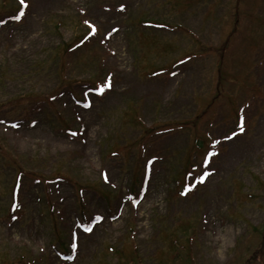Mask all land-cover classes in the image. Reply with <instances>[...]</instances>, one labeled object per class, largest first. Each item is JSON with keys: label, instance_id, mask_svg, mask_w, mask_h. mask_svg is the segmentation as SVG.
I'll list each match as a JSON object with an SVG mask.
<instances>
[{"label": "rangeland", "instance_id": "374dc122", "mask_svg": "<svg viewBox=\"0 0 264 264\" xmlns=\"http://www.w3.org/2000/svg\"><path fill=\"white\" fill-rule=\"evenodd\" d=\"M25 1L0 103L74 84L0 109V264H264V0Z\"/></svg>", "mask_w": 264, "mask_h": 264}, {"label": "trees", "instance_id": "16d2710c", "mask_svg": "<svg viewBox=\"0 0 264 264\" xmlns=\"http://www.w3.org/2000/svg\"><path fill=\"white\" fill-rule=\"evenodd\" d=\"M16 1H17V7H15V8L13 7V9L7 10L6 12H9L8 17H11V18L14 17L17 20L16 17L19 16L20 12L24 10L23 9L24 7L20 4V0H16ZM0 2H1L0 14H3L2 12H4V8L2 7V3H4V4H7V3H6V0H1ZM148 24L156 25V26L159 25L157 23H148ZM87 31H89V30H87ZM81 34L82 33H79V34H77V35H75L73 37V40L74 41L76 40L75 41L76 43L74 45H72V46L70 45L71 41L64 42L63 44L61 43L59 45L63 55L65 53L64 51H68V52L72 51V50L75 51L80 46H83V43L89 42V40H90L89 38L90 37L89 38L87 37V39H85V36L81 35ZM84 41H87V42H84ZM67 62H68V60L66 61L64 59V57L61 60L57 61L56 70H57V73H59V80H60V83L58 84V85H60V88H59L58 92H57L56 89H52L50 92H48L49 94H46V93L34 94L32 92H26V93L21 94V95L10 96V97L6 98L4 101H2L0 103V109L1 108H7V107H14V108L18 107V108H20V109H18V110H20V113L28 114V113L31 112V110L33 108V104L36 103V102H39V101L41 102V101L44 100V101H47L49 105H52V102H53L54 98L59 94V92L62 90V88L66 87L67 84H74V83L70 82L69 79H67L68 77L67 78L64 77V71H65V68L67 67ZM96 86H98V84L96 85L95 82H94L93 88L95 89ZM52 98H53V100H52ZM240 117H241V115L239 117H237L238 120L237 119L236 120L239 121ZM211 146L213 147V149L216 148V144H212ZM198 147H199L198 150L206 149L202 143H199ZM206 150L202 154V157H201L202 160L205 158ZM3 155L4 154H2V156ZM4 157L6 159L9 158L6 155H4ZM2 159H4V158H2ZM7 162H8V164H12L13 163V164L16 165L14 160L10 161V158H9L8 161H5V163H7ZM16 169H17V172H18L17 175H21L20 171L22 170V167L16 165ZM55 172H57L54 175L56 180H64V181H67L69 183H73V180L69 176L63 174L60 170L57 169V170H55ZM144 178H146V176ZM76 185H77V183H76ZM188 190H189V186H187L185 184V191L187 192ZM46 204L49 205V209L51 210L50 214L53 216L54 215V211L53 210H55V209H53V207H54L53 204H51L50 201L46 202ZM64 252H65L66 255L70 254V251H68V250H66ZM27 263L30 264V261L26 262V264ZM12 264H15V263L13 262Z\"/></svg>", "mask_w": 264, "mask_h": 264}, {"label": "snow or ice", "instance_id": "6c2138e0", "mask_svg": "<svg viewBox=\"0 0 264 264\" xmlns=\"http://www.w3.org/2000/svg\"><path fill=\"white\" fill-rule=\"evenodd\" d=\"M20 4L24 7V8H27L28 7V5L26 4V2H25V0H20ZM24 16V12L23 11H21L20 12V14H19V16H17L16 18L17 19H21L22 17ZM85 24H88L89 25V27L92 29V31H91V33H90V35H95L96 34V28H95V26L94 25H92L89 21H85ZM85 39H87V37H85ZM112 87V85H111V82H110V80L105 84V85H103L102 87H101V89H100V95H103V92H104V89L105 88H111ZM86 107H91V102H89L88 104H86L85 105ZM241 131H243V125H241ZM72 135H76V133H72ZM233 135H235V133L233 134ZM229 139L231 138V137H228ZM211 155H217V153H212ZM201 182H203L202 180H201ZM100 219H102V217L100 218ZM84 231L85 232H92V228H89V227H85L84 228ZM74 247H75V245H73Z\"/></svg>", "mask_w": 264, "mask_h": 264}]
</instances>
